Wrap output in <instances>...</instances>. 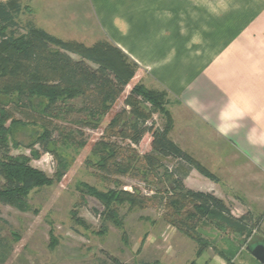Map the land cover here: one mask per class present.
I'll list each match as a JSON object with an SVG mask.
<instances>
[{"label":"crops","instance_id":"crops-1","mask_svg":"<svg viewBox=\"0 0 264 264\" xmlns=\"http://www.w3.org/2000/svg\"><path fill=\"white\" fill-rule=\"evenodd\" d=\"M21 4L56 25L65 37L42 30L60 40L113 44L138 66L145 88L166 93L169 139L192 158L185 141L194 140L198 162L216 178L192 170L186 188L213 194L234 217L264 210V0Z\"/></svg>","mask_w":264,"mask_h":264},{"label":"trees","instance_id":"trees-1","mask_svg":"<svg viewBox=\"0 0 264 264\" xmlns=\"http://www.w3.org/2000/svg\"><path fill=\"white\" fill-rule=\"evenodd\" d=\"M25 11L31 12L29 7L22 6L21 0L0 2V204L24 211L32 190L52 185L54 177L66 172L63 158L50 147L55 148L57 143L86 145L76 142L72 134H64L54 123L61 119L66 121V117L74 113L72 101L81 102L76 111L83 118L76 123L96 130L120 100L125 88L130 87L123 101L124 108L111 118L102 130L103 137L92 146L95 166L114 177L144 178L147 173L156 175L162 170L170 195L167 205L177 217L183 216L184 208L190 206L186 221L208 220L217 229L231 231L247 242L259 222L252 213L234 217L231 209L213 194L185 187L184 181L192 170L212 182L216 178L169 139L172 120L166 109L169 103L166 93L133 84L138 66L108 41L90 47L64 42L30 21L21 25L19 18ZM16 114L23 121L15 119ZM155 114L164 117L161 127L148 125ZM31 122H39L42 133L29 145L30 157H12L9 147L12 128ZM146 135L151 139L150 152L139 155L133 148ZM111 137L127 142V145L122 148L111 142ZM34 146H38V152ZM40 151L52 153L58 161L60 169L52 178L30 164L39 158ZM166 159L174 161L172 169L163 165L162 161ZM87 192L104 207L100 214L103 224H121L117 218L119 206L128 204L134 208L143 204L142 198L124 191L102 193L87 187ZM174 225L197 244V256L200 257L205 244L194 236L195 225L182 220ZM7 249L8 244L0 234V263L5 261ZM222 256L231 264L235 255ZM108 260L110 264H125L110 256Z\"/></svg>","mask_w":264,"mask_h":264},{"label":"rangeland","instance_id":"rangeland-1","mask_svg":"<svg viewBox=\"0 0 264 264\" xmlns=\"http://www.w3.org/2000/svg\"><path fill=\"white\" fill-rule=\"evenodd\" d=\"M29 9L31 12L25 11L20 16L21 25L30 21L39 29L46 28L52 35L65 37L60 29H56V25L50 29L40 21L37 11L34 13L30 6ZM66 32L64 39H70L72 36L69 28ZM79 41L80 39L64 42ZM96 41L91 42L106 40ZM84 42L86 47L95 44L86 40ZM137 72L138 69L136 74ZM136 74L133 84H141L136 79ZM129 92L130 87L125 88L122 97L103 119L99 129L91 130L76 123L83 118L76 111L81 107L79 100L71 102L75 110L66 117V121L61 119L54 122L64 134L70 133L76 142L86 145L63 146L57 143L55 148L50 147L66 163V172L60 177H54L60 167L52 153L40 151L39 158L31 161L33 168L50 178L54 177V182L50 186L32 190L28 194L24 211L0 204V234L8 244L5 261L0 264H110L108 256L125 264H228L222 255L229 257L232 254L235 256L231 264H257L249 248L264 245V210L254 214V218L259 220L258 227L254 228L253 236L244 242L243 237L228 230L221 231L208 220L186 221V211H191L190 206L184 208L183 216L177 217L167 205L170 195L162 170H158L156 175L147 173L144 178L114 177L95 166L92 146L103 137L102 130L111 118L124 108L123 101ZM169 105H166V109L171 117ZM15 119L23 121L18 114ZM163 123L164 117L155 114L148 125L161 127ZM41 133L39 122L13 127L9 136L10 155L30 157L28 147ZM57 135L54 134V137H58ZM110 141L122 148L127 145V142L112 137ZM150 141V136L146 135L133 149L139 155H144L150 152ZM193 142L194 140L188 139L185 145L194 149L193 159L198 162L201 153ZM34 150L38 152V146H34ZM162 163L169 169L175 165L171 159L163 160ZM199 178L205 180L198 175ZM87 187H93L102 193L110 190L124 191L142 198L143 204L134 208L128 204L119 206L117 218L121 224H103L100 214L104 207L88 194ZM180 220L188 225H195L194 236L205 244L200 257L197 256V244L174 225L180 223Z\"/></svg>","mask_w":264,"mask_h":264},{"label":"water","instance_id":"water-1","mask_svg":"<svg viewBox=\"0 0 264 264\" xmlns=\"http://www.w3.org/2000/svg\"><path fill=\"white\" fill-rule=\"evenodd\" d=\"M251 256L259 263L264 264V245L258 244L249 248Z\"/></svg>","mask_w":264,"mask_h":264},{"label":"flooded vegetation","instance_id":"flooded-vegetation-1","mask_svg":"<svg viewBox=\"0 0 264 264\" xmlns=\"http://www.w3.org/2000/svg\"><path fill=\"white\" fill-rule=\"evenodd\" d=\"M257 264H259L257 261H256Z\"/></svg>","mask_w":264,"mask_h":264}]
</instances>
